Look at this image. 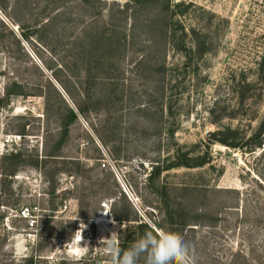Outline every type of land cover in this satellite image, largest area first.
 Masks as SVG:
<instances>
[{
  "label": "rangeland",
  "instance_id": "obj_1",
  "mask_svg": "<svg viewBox=\"0 0 264 264\" xmlns=\"http://www.w3.org/2000/svg\"><path fill=\"white\" fill-rule=\"evenodd\" d=\"M148 228L264 264V0H0V264H115Z\"/></svg>",
  "mask_w": 264,
  "mask_h": 264
},
{
  "label": "clouds",
  "instance_id": "obj_2",
  "mask_svg": "<svg viewBox=\"0 0 264 264\" xmlns=\"http://www.w3.org/2000/svg\"><path fill=\"white\" fill-rule=\"evenodd\" d=\"M108 249L115 264H138L141 259L144 264H195L194 250L171 231H146L123 251L110 241Z\"/></svg>",
  "mask_w": 264,
  "mask_h": 264
},
{
  "label": "trees",
  "instance_id": "obj_3",
  "mask_svg": "<svg viewBox=\"0 0 264 264\" xmlns=\"http://www.w3.org/2000/svg\"><path fill=\"white\" fill-rule=\"evenodd\" d=\"M22 36V38H24V34L23 35H21ZM15 40L17 41V43H19V40L17 39V38H15ZM47 50V52H48V54L50 55V57H51V59L54 61V62H57L56 60H55V56H54V54H55V50L53 49V48H50V49H46ZM85 59V58H84ZM82 61V60H81ZM74 64H75V62H74ZM81 64H84V66L85 67H83V65H82V67L80 68L79 67V71L81 70V71H83L82 73H81V78L82 79H80V80H78L77 82H78V84L76 85L77 86V90H79L80 91V96L82 97V98H85V97H87V94H88V91H87V89H86V87H88V84H89V81H90V75H89V67H87V65H86V62H81ZM60 67L61 68H63L64 70H66V71H68L69 72V75H71V72H72V69H73V65H71V64H69L68 66L67 65H63V64H61L60 65ZM46 69H51V68H48V67H45ZM66 68V69H65ZM51 73L54 75V77L56 76V74L53 72V71H51ZM80 78V77H79ZM48 89L50 90V91H52V93L54 94V96L53 97H55L56 99H58L59 101H61V102H65L64 101V98H63V96H62V94L59 92V90L58 89H56V87H54L52 84L53 83H50L49 81H48ZM12 86L13 87H18L19 89H20V87H19V83H17V82H15V81H12ZM58 90V91H57ZM10 94H11V92H9ZM8 92H6V95H8L9 94ZM14 94L16 95V96H24V95H27V94H25L22 90H19L18 92H15V90H14ZM40 96L41 97H43V100H44V104H45V107H48V102H49V100H48V98H47V96L43 93V94H40ZM67 111V113L69 114V118H70V121H73L74 119H76L78 116H82L83 115V113L85 112V110L82 108V107H78L77 108V112H74L72 109H67L66 110ZM64 132V131H63ZM142 224V223H141ZM143 225H145V224H143ZM146 226V225H145ZM148 230L149 231H151L152 233H154L153 232V230L151 229V228H148ZM32 263V261L31 260H29V262H27V264H31Z\"/></svg>",
  "mask_w": 264,
  "mask_h": 264
},
{
  "label": "built area",
  "instance_id": "obj_4",
  "mask_svg": "<svg viewBox=\"0 0 264 264\" xmlns=\"http://www.w3.org/2000/svg\"><path fill=\"white\" fill-rule=\"evenodd\" d=\"M20 215L26 219L27 226L33 228L36 224V215H34L33 209L31 208H22L20 209Z\"/></svg>",
  "mask_w": 264,
  "mask_h": 264
},
{
  "label": "water",
  "instance_id": "obj_5",
  "mask_svg": "<svg viewBox=\"0 0 264 264\" xmlns=\"http://www.w3.org/2000/svg\"><path fill=\"white\" fill-rule=\"evenodd\" d=\"M58 89V88H57ZM59 90V89H58ZM60 92H61V94H62V96H63V98H65V96L63 95V93H62V91L61 90H59ZM66 99V98H65Z\"/></svg>",
  "mask_w": 264,
  "mask_h": 264
},
{
  "label": "bare ground",
  "instance_id": "obj_6",
  "mask_svg": "<svg viewBox=\"0 0 264 264\" xmlns=\"http://www.w3.org/2000/svg\"><path fill=\"white\" fill-rule=\"evenodd\" d=\"M101 220H103V219L102 218L101 219L100 218L98 219V221H101Z\"/></svg>",
  "mask_w": 264,
  "mask_h": 264
},
{
  "label": "crops",
  "instance_id": "obj_7",
  "mask_svg": "<svg viewBox=\"0 0 264 264\" xmlns=\"http://www.w3.org/2000/svg\"><path fill=\"white\" fill-rule=\"evenodd\" d=\"M60 92V91H59ZM61 93V92H60Z\"/></svg>",
  "mask_w": 264,
  "mask_h": 264
}]
</instances>
